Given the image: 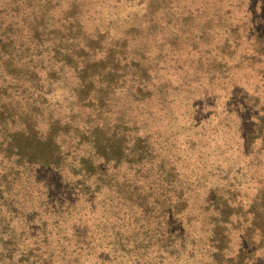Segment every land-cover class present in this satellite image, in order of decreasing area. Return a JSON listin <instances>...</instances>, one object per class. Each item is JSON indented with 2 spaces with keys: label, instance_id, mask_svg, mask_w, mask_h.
<instances>
[{
  "label": "rangeland",
  "instance_id": "rangeland-1",
  "mask_svg": "<svg viewBox=\"0 0 264 264\" xmlns=\"http://www.w3.org/2000/svg\"><path fill=\"white\" fill-rule=\"evenodd\" d=\"M3 119L65 155L0 152V261L264 264V0H0Z\"/></svg>",
  "mask_w": 264,
  "mask_h": 264
},
{
  "label": "trees",
  "instance_id": "trees-1",
  "mask_svg": "<svg viewBox=\"0 0 264 264\" xmlns=\"http://www.w3.org/2000/svg\"><path fill=\"white\" fill-rule=\"evenodd\" d=\"M17 122L10 120H1L0 121V152L5 156L9 161V166H16L18 169H25L26 171L31 167L33 170L41 168L44 170H50L49 172L53 175H56L61 169L60 161L62 160L65 154L62 153L61 147L57 137L50 134L41 133L39 130L36 133L22 132L16 130V127L13 128V131L10 130V127H13ZM14 132V133H13ZM34 132V131H32ZM13 133V134H11ZM96 146H99L96 142L93 143ZM99 155V154H98ZM24 163V165H21ZM74 164V163H73ZM76 166L74 165L71 168L75 176H80L82 179L79 182L82 184L81 190L77 193L78 202H81L80 207L85 208V205L90 203V206L93 208L92 200L95 198V194L102 191L105 186V180L108 178L106 173L100 174L99 176L90 173L87 170L76 171ZM107 165V169H108ZM113 169H116L117 166H112ZM62 172V170H60ZM77 173V174H76ZM93 187H98L99 190L92 191ZM96 189V188H95ZM110 190V189H109ZM109 196V195H108ZM109 199L113 202L115 201L114 197L110 195ZM92 208L86 211V214L89 213L90 216L94 214ZM147 214V211H144V215ZM67 222H63L66 225ZM263 237V236H262ZM21 242V241H20ZM13 243L12 246H15L14 249H9L8 254L4 256L3 260L13 261L12 264H52L55 263L52 260V256L48 255V251L43 252V249L40 247L44 242L40 241L35 242L33 248H28L30 254L27 255L25 250H22V253H17L18 247L23 246L22 243ZM19 245V246H18ZM11 246V245H10ZM18 246V247H17ZM25 249V248H24ZM33 249V250H32ZM50 249V248H49ZM217 251L223 252L222 247H217ZM46 253V254H45ZM0 264H6L4 261H0ZM238 264H243L239 262Z\"/></svg>",
  "mask_w": 264,
  "mask_h": 264
}]
</instances>
